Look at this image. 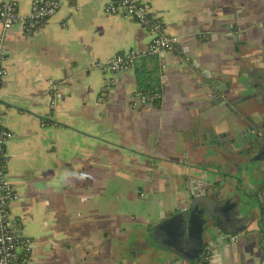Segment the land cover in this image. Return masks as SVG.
Returning <instances> with one entry per match:
<instances>
[{
  "label": "crops",
  "instance_id": "1",
  "mask_svg": "<svg viewBox=\"0 0 264 264\" xmlns=\"http://www.w3.org/2000/svg\"><path fill=\"white\" fill-rule=\"evenodd\" d=\"M107 1L60 0L37 31L16 24L4 33L1 123L13 133L5 145V173L18 194L9 214L18 233L33 240L28 264H144L143 256H132L129 234L135 207H143L135 189L160 172L166 156L167 173L192 174L178 165L180 146L206 89L181 54L187 49L201 62L198 71H226L234 68L236 44L264 47V0H142L162 19L165 33L179 37L161 58L146 53L148 31L106 13ZM30 2L18 0L19 13L27 14ZM129 49L138 52L129 71L93 67ZM150 59L161 85L160 107H133L135 70ZM49 79L60 82L62 93L53 109ZM209 243L204 264H264V237L254 222L234 244L222 235ZM149 253L153 264H197L163 260L167 254L153 248Z\"/></svg>",
  "mask_w": 264,
  "mask_h": 264
},
{
  "label": "flooded vegetation",
  "instance_id": "2",
  "mask_svg": "<svg viewBox=\"0 0 264 264\" xmlns=\"http://www.w3.org/2000/svg\"><path fill=\"white\" fill-rule=\"evenodd\" d=\"M231 54L235 58L232 70L213 71L214 77H220L231 90H224L222 98L203 95L183 130L180 148L184 157L178 165L192 174L167 173L164 167L171 159L166 156L160 172L149 173L135 189L143 207L140 211L135 207L129 234L138 258L144 255L137 249L140 244L157 243L155 230L159 224L187 210L196 196L212 195L214 187H221L224 193L232 189L229 195L246 196L251 208L243 213L240 208L229 207V216L221 223L211 221L203 237L210 241L237 234L241 238L243 231H233L253 222L258 225V236L264 237L259 200L264 185V47L242 42L232 48ZM165 205L168 210H161ZM146 256L144 264L155 257L150 253Z\"/></svg>",
  "mask_w": 264,
  "mask_h": 264
},
{
  "label": "built area",
  "instance_id": "3",
  "mask_svg": "<svg viewBox=\"0 0 264 264\" xmlns=\"http://www.w3.org/2000/svg\"><path fill=\"white\" fill-rule=\"evenodd\" d=\"M60 0H31L30 9L27 14L18 11V0L0 1V23L2 32L0 33V81L6 76L7 69L2 64L4 59L3 37L4 33L12 26L19 24L27 33L35 32L60 7ZM104 11L111 15H121L129 18L144 27L150 34V41L146 53L153 57L161 58L166 52L174 49L179 37L168 35L164 31L162 19L151 12L149 6L142 0H108L104 6ZM138 56L135 49H129L118 53L106 61H96L94 68L103 72L123 73L133 68ZM164 68V65H161ZM49 88V107L55 108L62 93L59 88L60 82L55 79L47 81ZM160 97L155 92L145 94L136 91L131 101L133 107L153 105L154 100ZM3 113L0 109V264H28L32 252L33 240L30 236L20 234L14 229V222L9 214V205L18 198L12 183L6 176L5 165L7 154L5 145L12 138L11 130L2 126ZM261 204L260 230L264 233V185L259 193ZM240 236L237 234L227 235V240L234 244L238 242ZM208 251V247H206ZM208 255H206V258ZM197 264H203L197 262Z\"/></svg>",
  "mask_w": 264,
  "mask_h": 264
},
{
  "label": "water",
  "instance_id": "4",
  "mask_svg": "<svg viewBox=\"0 0 264 264\" xmlns=\"http://www.w3.org/2000/svg\"><path fill=\"white\" fill-rule=\"evenodd\" d=\"M233 40H237V35L233 36ZM202 41L203 38H200L199 41L197 40L194 48L195 52L201 50ZM187 52L188 50L185 49L180 57L183 61L194 67L195 71L203 77L200 88L206 89L204 92L205 97L211 98L217 94L218 98H222L224 90L225 92L231 90V88L227 87L226 83H223L220 77H214L213 72H210L209 69L198 71L199 66L202 65L201 62L199 63L191 56L189 57V54H186ZM221 85L223 88H219ZM209 90L212 91L210 92ZM231 190L224 193L221 187H214L212 195L196 196L187 210L171 216L168 220L159 224L155 230V233L158 235L157 243L140 244L138 247L139 252H144L143 258L147 260L148 256L146 255H148L150 248L166 253L167 255L163 260L174 256L176 259L183 258L187 262H196L203 257L206 247H208V255L212 245L208 239L203 237L208 224L211 221L221 223V220L229 216V207L233 209L240 208L241 211L243 210V213H248L247 210L251 208L246 200V196L229 195ZM237 198L240 199L239 202H237ZM232 202L235 203V206H232ZM247 226L242 225L240 228L235 229L236 231H233V233L245 231ZM14 229L18 232L16 228ZM132 256L135 257L136 254L133 253Z\"/></svg>",
  "mask_w": 264,
  "mask_h": 264
},
{
  "label": "trees",
  "instance_id": "5",
  "mask_svg": "<svg viewBox=\"0 0 264 264\" xmlns=\"http://www.w3.org/2000/svg\"><path fill=\"white\" fill-rule=\"evenodd\" d=\"M148 56L156 58L151 55ZM135 84L136 90L138 92L145 94H153L157 92L159 95H161V85L156 67L153 69H150L147 66L138 67L135 70ZM153 106L160 107V97L154 100ZM206 259V255H204L199 261L196 262H201L204 264Z\"/></svg>",
  "mask_w": 264,
  "mask_h": 264
},
{
  "label": "rangeland",
  "instance_id": "6",
  "mask_svg": "<svg viewBox=\"0 0 264 264\" xmlns=\"http://www.w3.org/2000/svg\"><path fill=\"white\" fill-rule=\"evenodd\" d=\"M150 61H149L150 63H148V68L153 69L155 67V61L152 59H150Z\"/></svg>",
  "mask_w": 264,
  "mask_h": 264
}]
</instances>
